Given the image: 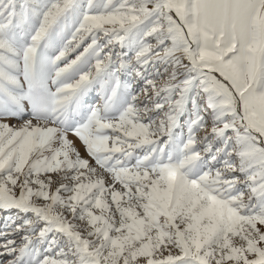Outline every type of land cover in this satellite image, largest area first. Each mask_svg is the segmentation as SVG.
<instances>
[{
    "label": "snow or ice",
    "instance_id": "1",
    "mask_svg": "<svg viewBox=\"0 0 264 264\" xmlns=\"http://www.w3.org/2000/svg\"><path fill=\"white\" fill-rule=\"evenodd\" d=\"M0 264H264V0H0Z\"/></svg>",
    "mask_w": 264,
    "mask_h": 264
}]
</instances>
